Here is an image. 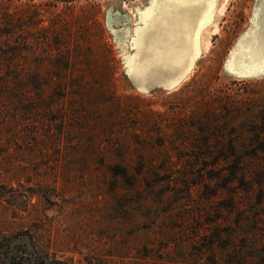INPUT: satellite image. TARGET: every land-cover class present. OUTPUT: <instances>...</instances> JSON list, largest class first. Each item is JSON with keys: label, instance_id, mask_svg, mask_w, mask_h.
<instances>
[{"label": "rangeland", "instance_id": "374dc122", "mask_svg": "<svg viewBox=\"0 0 264 264\" xmlns=\"http://www.w3.org/2000/svg\"><path fill=\"white\" fill-rule=\"evenodd\" d=\"M0 13L24 18L21 38L58 26L52 43L99 59L62 106L0 83V264L5 251V262L264 264V76L225 66L247 38L250 57L264 52V0H0ZM189 61L174 88L146 90Z\"/></svg>", "mask_w": 264, "mask_h": 264}, {"label": "trees", "instance_id": "16d2710c", "mask_svg": "<svg viewBox=\"0 0 264 264\" xmlns=\"http://www.w3.org/2000/svg\"><path fill=\"white\" fill-rule=\"evenodd\" d=\"M22 21L24 18H19L15 13L7 17H2L0 13V24L3 23V28L8 29L6 33L0 32V78L2 81L0 83L6 87L15 86L16 90L21 88L30 90L34 92L32 99H47L54 105L62 106L65 102L79 100V91L81 93L88 84L83 73L84 69L90 68V64L99 65L95 49H92L90 45L83 48L82 42L77 41L71 50L68 44L58 37H54L56 41L52 43L49 37L56 36L58 28L54 25L42 28L43 37L35 36L31 39L33 33L29 28L27 35L21 38L22 33L17 34L19 27L13 24ZM3 28L1 31H4ZM107 53L109 57L108 49ZM26 55H30L31 62L26 61ZM3 68H7L9 73L1 75ZM117 168L119 166H113L112 170L116 171ZM2 257H4L3 264H46L39 257L26 258L17 262H14L13 258L9 261V258L5 262V259L9 257L6 251Z\"/></svg>", "mask_w": 264, "mask_h": 264}, {"label": "crops", "instance_id": "0c3cea01", "mask_svg": "<svg viewBox=\"0 0 264 264\" xmlns=\"http://www.w3.org/2000/svg\"><path fill=\"white\" fill-rule=\"evenodd\" d=\"M247 39H245L246 41L245 40L243 41V43L240 45V47H238L235 50H233V52L229 56L228 61L226 62L225 66L227 67V70H228L229 74L231 76H233V77H237V78H255V77H258V76H264L262 74H259L258 67L256 68V70H254V71L252 70V71L249 72V71H245L244 69H242L239 66V63L242 60V57L244 56V54L247 57H250V55L248 54L249 50L247 49V47H248V44L246 43L248 41ZM262 56H264V52H263V50L261 48V49L257 50V54L254 55V58H256L258 60V63H259ZM230 65H231V67H230Z\"/></svg>", "mask_w": 264, "mask_h": 264}, {"label": "bare ground", "instance_id": "6f19581e", "mask_svg": "<svg viewBox=\"0 0 264 264\" xmlns=\"http://www.w3.org/2000/svg\"><path fill=\"white\" fill-rule=\"evenodd\" d=\"M211 4V3H210ZM213 6H215L214 5V3H213ZM219 9V8H218ZM213 10V9H212ZM211 10V11H212ZM216 10V9H215ZM222 12V8L219 10V13H221ZM210 14V13H209ZM214 14L212 13V16H213ZM207 16H209L210 17V15H207ZM205 21V20H204ZM202 23H203V20H202ZM208 24H209V22H208ZM201 25V24H200ZM205 25H206V23H205ZM204 27V26H203ZM201 28V29H199V30H197L198 32H196L197 33V37H195V38H197L195 41V47H196V49L197 50H199L200 48H203V47H205V49H206V45H208L207 43V38H206V34H207V28ZM200 28V27H199ZM217 31V30H216ZM248 65H252L253 67L251 68V69H249L248 68ZM258 65H259V63H258V60L256 59V58H254V57H248V58H246V59H244V60H242V61H240V63H239V66L242 68V69H244L245 71H254V70H256V68L258 67ZM230 67H231V65H230ZM238 68V67H237ZM237 71V70H236ZM238 73V72H237ZM245 73V72H244ZM248 73V72H247ZM240 74V73H239ZM255 74V73H254ZM172 81H170V82H168L167 84H170ZM166 84V85H167Z\"/></svg>", "mask_w": 264, "mask_h": 264}, {"label": "water", "instance_id": "95a60500", "mask_svg": "<svg viewBox=\"0 0 264 264\" xmlns=\"http://www.w3.org/2000/svg\"><path fill=\"white\" fill-rule=\"evenodd\" d=\"M191 63L189 61L188 65L186 66V68L184 69L183 73L180 75V76H177L176 78H172V82L170 84H167V85H156V84H152L148 87H146L147 89L146 90H150V89H153V88H163V89H172L174 88L177 84H179L181 82V80L185 77V75L187 74L188 72V68L190 67Z\"/></svg>", "mask_w": 264, "mask_h": 264}, {"label": "snow or ice", "instance_id": "6c2138e0", "mask_svg": "<svg viewBox=\"0 0 264 264\" xmlns=\"http://www.w3.org/2000/svg\"><path fill=\"white\" fill-rule=\"evenodd\" d=\"M153 3L156 2V0H152ZM253 66L252 65H248V68L251 69ZM231 70V69H230ZM258 72L259 74L264 75V56L261 57L259 65H258Z\"/></svg>", "mask_w": 264, "mask_h": 264}]
</instances>
